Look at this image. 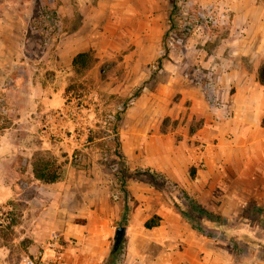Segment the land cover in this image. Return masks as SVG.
I'll return each mask as SVG.
<instances>
[{"label": "crops", "instance_id": "obj_1", "mask_svg": "<svg viewBox=\"0 0 264 264\" xmlns=\"http://www.w3.org/2000/svg\"><path fill=\"white\" fill-rule=\"evenodd\" d=\"M219 4L224 33L213 35L215 45L179 56L168 52L149 87V66L161 57L172 0H57L53 11L62 23L60 36L39 54L38 65L22 68L24 94L1 98L0 204L17 218L12 229H23L29 239L21 256L59 247L65 264H103L115 228L124 226L119 264H264V258L238 255L240 243L223 235V225L204 227L205 233L194 230L177 207L184 199L173 201L168 194L179 191L222 218L241 215L246 202L262 211L264 0ZM8 18L0 17V57L25 53L3 43L7 25L12 30L23 21L16 9ZM18 31H10L16 41ZM89 50L94 65L77 73L73 58ZM190 54L189 69L191 62L183 57ZM75 74L106 97L125 99L140 90L123 113L118 135L127 171L142 170L146 176L126 181L130 196L122 206L107 198L109 178L99 175L106 167L91 157L93 146L85 148V159L71 161L82 147L79 134L65 116L55 114L72 104L64 92ZM43 149L58 156L63 172L56 182L34 177L37 152ZM19 184L28 187L26 194ZM153 216L158 224L148 229L144 223ZM15 243L0 238V264L17 263Z\"/></svg>", "mask_w": 264, "mask_h": 264}, {"label": "rangeland", "instance_id": "obj_2", "mask_svg": "<svg viewBox=\"0 0 264 264\" xmlns=\"http://www.w3.org/2000/svg\"><path fill=\"white\" fill-rule=\"evenodd\" d=\"M83 1L85 0H77V3ZM174 1L177 2L178 7L174 8L172 5L169 9L172 13L171 18H169V26L167 27V30L170 25L173 28L171 36L174 39V45H167L169 37L163 40L160 48L161 57L152 62L149 66V76H151L147 81L149 87H151L152 84V77L154 78L158 71L157 66L162 64L168 52H176V55L179 56V54L184 51H194L205 45H209V47L214 46L216 39L212 38L213 35L224 33L222 29L220 30L221 25L218 23L221 16V5L219 4V0ZM56 3L57 0H0V17L9 19L8 16L14 15L16 9L17 15L23 19L22 24L18 25L19 28L17 27L15 29L14 27V29L11 30V26L7 25L8 32L3 35V43L6 48L19 49L25 52H22L19 56L11 57L4 55L0 57V120L5 115V113H1L3 112L1 109L5 108L4 105H1L4 103V98L7 97L12 99L17 94L21 96L24 94L22 87L25 75L22 72V68L28 64L32 66L38 65L39 54L45 52L47 49H51L57 35L59 34L58 36H60L62 23L57 12L53 11L55 10L54 5ZM45 13L49 14L48 17H50V14L53 15L55 24H53L50 30H46L44 25L46 24L45 19L48 18ZM53 20L50 19L49 24H51ZM13 30H19L17 33L21 40H19V38L18 41H16L11 37L10 31ZM183 59L185 61L187 60V62H191L193 60L192 54L185 58L183 57ZM190 64L194 63H189V66L187 64L189 69L191 68ZM106 65L107 64H103L101 69H105ZM11 66L14 67L13 70H11ZM161 77H163V75H161ZM202 78L203 73L201 74V79ZM73 80L74 81L67 86L68 90H65L64 95L66 102L72 101L73 107L80 110L81 118L79 121L75 122L73 119H70V124L74 129L72 130L76 132V134H79L76 138L77 141H81L82 147L72 154L71 161L80 162L82 159H85L88 156L85 148L89 145L93 146L94 155H91V157L94 161L103 163L106 167L103 168L105 172L102 169L99 175L103 176V173H106L109 178L107 198L113 205L119 202L122 206L123 199L126 201L130 196L129 192L124 188L126 181L129 178L135 179L146 176V172L142 170L127 171L125 159L120 149L118 135L123 113L127 107L133 103L132 101L140 90H132L130 96L125 99L115 97L114 95L106 97L103 95L108 94L97 90L94 86L95 84L90 83L88 79L79 81L81 80V75L75 74ZM18 85L21 90L16 88ZM94 90L97 91L96 97L93 96ZM14 102L15 101H13V103ZM4 124L3 121L0 122V130ZM103 137H105V139L98 140ZM49 141H56V138L50 137ZM37 153L36 160H38V162L35 163V165L45 163L50 169L55 170V172L61 176L63 169H61L58 163V156L56 154H53L49 149H43ZM74 155H76V157H74ZM3 158L2 156L1 159ZM20 178L22 181H27L21 176ZM160 180L162 179L158 178L159 184H161ZM19 186L21 187L20 192L26 194L28 187L22 184H19ZM168 194L173 201L176 198L178 200L184 199V201H179V205L189 220V214L194 205L190 202L191 200L187 199L185 195L181 194L179 191H176L175 195ZM256 204L257 203L254 205ZM259 204L261 206L258 207H261L262 211L255 210L253 204L246 202L241 211V215L223 218V235L240 243L241 248L238 255L241 257L251 255L264 258V202H259ZM11 212L12 221L10 224L0 229V238H2L4 242H11L12 240L16 242L15 257L16 260H19L29 239L24 236L23 229L20 231L14 230V228L12 229L13 225H17V218L14 216L12 210ZM120 224L123 225V218ZM122 258L123 255L118 257L119 260Z\"/></svg>", "mask_w": 264, "mask_h": 264}, {"label": "trees", "instance_id": "obj_3", "mask_svg": "<svg viewBox=\"0 0 264 264\" xmlns=\"http://www.w3.org/2000/svg\"><path fill=\"white\" fill-rule=\"evenodd\" d=\"M172 5L174 8L178 7L177 2L174 0H172ZM171 13H172V11L170 12L169 18H171ZM46 15L48 17L49 14L47 13ZM50 19L53 20L52 14H50V17L45 19L46 24H44V25H45L46 30H50L51 27L53 26V24H55L54 20L51 21V24H49ZM172 32H173V28L170 25L169 29L167 30V32L165 34V39L168 38L169 36H171ZM94 63H95V58L93 56V52L90 50L86 51V52L78 53L72 60V65L75 68L77 73L85 72L86 70L91 68L94 65ZM259 76H260L261 82H264V65L259 72ZM67 90H68V88H67ZM261 124L264 127V116L262 118ZM33 173H34V177L43 183H53V182H56L59 178V176L55 172V170L50 169L47 166V164H45V163L36 164L33 168ZM151 178L153 181H155L156 185L162 186V184L164 182L163 180H160L161 184H159L158 178H156V176L151 175ZM177 207L179 209H181L178 204H177ZM189 215H190L189 222H190L192 228L194 230H197V231L202 232V233H205L204 227H207L208 229H213L215 227L222 226L224 223V220L222 217L216 216L213 213L204 211L195 205H193V208L191 209V212ZM158 221H159V218L157 216H153L152 218H150L149 220H147L144 223V226L146 228L150 229V228L156 226L158 224ZM206 235H209V234H206ZM124 242L125 241L123 239L122 242L120 243V245L117 246V248L115 250H113V247L111 248L109 257L105 260V262L103 264H119L120 260L118 259V257L121 254H123Z\"/></svg>", "mask_w": 264, "mask_h": 264}, {"label": "built area", "instance_id": "obj_4", "mask_svg": "<svg viewBox=\"0 0 264 264\" xmlns=\"http://www.w3.org/2000/svg\"><path fill=\"white\" fill-rule=\"evenodd\" d=\"M168 46L174 45V39L169 36L167 41ZM71 103H73L71 101ZM57 118L65 116L67 120L70 119L78 122L80 117V110L74 108L73 104L63 110L57 111L55 114ZM12 221V216L4 204H0V229L4 228ZM16 264H65V259L61 248L52 249L51 253L46 254L44 250H39L35 254H23Z\"/></svg>", "mask_w": 264, "mask_h": 264}, {"label": "water", "instance_id": "obj_5", "mask_svg": "<svg viewBox=\"0 0 264 264\" xmlns=\"http://www.w3.org/2000/svg\"><path fill=\"white\" fill-rule=\"evenodd\" d=\"M125 234V227L124 226H117L114 230V235H113V243H112V247L113 250H115L117 248V246L120 245V243L123 240Z\"/></svg>", "mask_w": 264, "mask_h": 264}]
</instances>
